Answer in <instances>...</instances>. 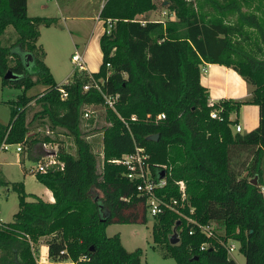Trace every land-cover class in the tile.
<instances>
[{
	"label": "trees",
	"instance_id": "obj_1",
	"mask_svg": "<svg viewBox=\"0 0 264 264\" xmlns=\"http://www.w3.org/2000/svg\"><path fill=\"white\" fill-rule=\"evenodd\" d=\"M162 1L173 19L148 20L154 0H104L98 14L103 32L97 72L73 70L58 86L36 45L38 26H49L55 18L28 16L26 0H0V36L7 26L16 34L10 45L0 43L1 83L23 91L34 84L45 86L40 94L30 98L22 93L11 104L7 124H0V145L21 144L26 158L36 161L40 148L34 153L35 145L51 138L28 136L34 120L62 129L73 144V153L58 146L61 170L34 173L51 192L52 202L35 195L26 200L21 183L11 184L18 211L13 221L0 223V264H36L30 244L43 237L47 261L38 264H147L140 259V248L127 251L117 233H105L110 223H145L144 196L125 177L124 168L110 162L134 146L144 150L150 166L159 167L152 169L154 178L165 179L156 195L178 198L177 182H182L186 201L181 211L199 223L218 222L222 230L210 238L197 230L188 234L189 225L165 210L152 216L150 232L164 256L176 264H236L220 244L232 241L245 264H264V0ZM107 19L112 22L108 33ZM203 63L234 70L244 80L248 98L207 105L208 92L199 81ZM6 70L18 77L5 80ZM89 75L105 78L102 89L118 94L115 111L106 108V124L99 129L100 170L81 130L82 107L102 103L94 88L82 90ZM31 100L37 109L26 121L25 106ZM242 104L257 106V126L239 133L232 130L236 121L228 115ZM212 109H219L220 119L210 118ZM160 113L164 118L156 120ZM131 115L135 120H129ZM154 134L156 139H150ZM252 177L257 185L249 183ZM173 230L178 239L171 244Z\"/></svg>",
	"mask_w": 264,
	"mask_h": 264
},
{
	"label": "rangeland",
	"instance_id": "obj_2",
	"mask_svg": "<svg viewBox=\"0 0 264 264\" xmlns=\"http://www.w3.org/2000/svg\"><path fill=\"white\" fill-rule=\"evenodd\" d=\"M38 1L47 6V9L43 11L44 13H48L39 16L46 15V17H56L59 21L56 27L54 26L55 24H51L50 26L39 25V36L36 41V45L44 52L43 62L48 68L56 85L60 86L70 79L73 72L70 56L75 50L82 55L85 72L87 74L97 72L101 62V53L97 47V40L103 32V21L98 19L96 8L94 9L98 4L97 0H80L82 3L86 2L84 7L89 10L88 14H86L92 15L94 18L79 21L80 28L75 32L77 38L74 40L77 43L76 46L68 35V30L63 26L62 19L60 21L59 18H57V14H55V4L59 2V0ZM154 2L156 8L146 13L147 18L151 20H166L168 16L162 14L163 11H165L166 14L168 13V10L165 8V2L162 0H154ZM92 8L93 10L90 12ZM35 11L32 12L27 10V15H38L33 14L39 13ZM84 14L83 12L79 13V15ZM137 18L140 20L141 17L138 16ZM15 38L16 34L13 28L7 26L3 35L0 36V43L1 45L8 46L13 43ZM44 88L45 86L42 84H34L23 91L21 86L11 83L2 84L0 77V124H7L11 104L16 101L22 93L26 97L32 98L40 94ZM36 109L37 106L34 105V100H31L25 106L26 121L30 120L31 115ZM105 111L106 109L104 107L97 106L96 115L92 117L91 123L82 120L81 124V130L85 132V139L90 144L91 150L95 154L97 170H100L101 164L99 151L102 136L99 129L102 125L106 124ZM28 129V136L37 138H41L45 135L46 131H49L48 135L50 138L58 142L59 146H63L67 151L73 153L72 140L62 129H49L45 124L38 123L37 120H34L32 125H29ZM232 130H234V128H232ZM239 133H244V131L241 130ZM52 147L55 148V145ZM14 148V144H10L5 150L0 148V223L13 221L14 214L18 211V194L11 188L12 183H21L23 191L28 195L26 200H32L31 195H35L41 199L46 198L45 187L35 179L34 173L27 171L29 168L34 167L36 162L25 158L27 152L23 146L20 153H17ZM39 148L40 144L37 142L34 153H37ZM263 189L264 186H262L261 191ZM152 222L153 217L146 211L145 223H110L106 225L105 233L109 236L117 233L122 246L127 251L140 248L142 251L140 259L142 262H146L147 264H176L172 257L164 256L161 248L152 242L150 235ZM216 225L219 226V223L215 222V226ZM217 226L216 232L222 234V230ZM44 247V242L41 238L36 244H30V251L36 263L46 260ZM229 257L233 259L236 264H245L244 258L239 252L236 243Z\"/></svg>",
	"mask_w": 264,
	"mask_h": 264
},
{
	"label": "built area",
	"instance_id": "obj_3",
	"mask_svg": "<svg viewBox=\"0 0 264 264\" xmlns=\"http://www.w3.org/2000/svg\"><path fill=\"white\" fill-rule=\"evenodd\" d=\"M163 15H167L168 19L173 18V13L168 12L166 14L165 11L162 12ZM162 21V20H160ZM141 24H143V21H139ZM112 22L107 19L106 20V27L105 32L108 33L111 28ZM70 61L73 65V70H85L82 55L75 50L71 56ZM108 65V64H107ZM200 71L204 72V68L201 67ZM105 78H98L94 79L89 75V81L84 83L82 85V90H88L89 88H94L99 92L102 98V103L100 104H85L82 107L80 118L81 120H88L89 118H92L96 115V107L102 106L105 109H111L112 111H115L114 105L117 101L118 94H109L106 93L102 89V83L104 82ZM59 91L62 92V89L59 88ZM65 93L62 92L61 98L65 97ZM207 105L212 106L213 104L211 102H207ZM219 109H212L209 112L210 118L214 119H220V116L218 115ZM120 120L123 122L124 126L128 128V123L126 120L119 117ZM164 114L160 113L156 115V120L163 119ZM129 120H135V116L131 115L129 117ZM235 132H241V127L238 124H235L234 126ZM49 131L45 132V135H48ZM49 136V135H48ZM10 144L2 142L0 145V148L6 149ZM15 145V151L20 152L22 145L21 144H14ZM50 145V146H49ZM55 145V148L52 146ZM48 146V147H47ZM59 143L54 141L51 138V141H43L40 143V156L35 161V166L31 169V172L33 173H44L49 168H56V169H62L63 164L60 160H58L57 151H58ZM100 158L102 157V146L100 144ZM148 155L144 152V150L140 147L134 146V149L131 152H127L122 154L119 158L112 159L110 162L119 164L124 168V174L125 177L135 182V190L138 192L139 195L144 196L145 198V206L147 212L151 216H155L157 214H160L164 212L165 210L174 212L177 216L182 218L186 224L189 225L188 228V234H192L195 230L202 233L206 238L210 237H216L218 234L216 232V226L215 221H208L206 223H199L196 220L192 219L185 213H183L180 209V207H183L184 202L186 201V195L184 190V185L182 182H177L178 188V198H163L158 195H156L155 191L165 185V179L163 177L154 178L152 175V169L153 168H159L158 166H150L148 161ZM189 212H192V209L189 208ZM219 227V226H217ZM220 244L225 248L226 254L229 257L231 251L235 248V243L232 241L223 242L220 241ZM207 243L204 242L200 245V249H203L206 247ZM63 251H60V254H62ZM47 259V257L45 258ZM46 261V260H44ZM41 263L37 262L36 264ZM67 263L74 264L72 261H67Z\"/></svg>",
	"mask_w": 264,
	"mask_h": 264
},
{
	"label": "crops",
	"instance_id": "obj_4",
	"mask_svg": "<svg viewBox=\"0 0 264 264\" xmlns=\"http://www.w3.org/2000/svg\"><path fill=\"white\" fill-rule=\"evenodd\" d=\"M97 2L98 4L96 5V7H94V9L96 8V13L98 16L99 11L104 3V0H97ZM84 4H86V2L82 3L80 2V0H59V2L55 4V14H57V18H59L60 21L62 19V24L65 27V29L68 30V35L70 36L75 46L77 45V43L74 41L76 40L75 38H77L75 32L80 28L79 21L94 18L92 17V15H87L89 10H87L86 7H84ZM44 9H47V6L41 4L40 1L26 0V14H27V10H30L32 12L36 10L39 12V13H33V14H38L34 16L48 14V13H44L43 11ZM92 10L93 8L90 9V12H92ZM80 12H83L85 14L79 15ZM41 17H46V15ZM148 20L151 19L149 18ZM53 24H55L54 25L55 27L59 24V21L56 19V17H55V22ZM201 67L204 68L205 71L204 72L200 71L199 81L200 84L207 89L208 102L215 104L220 100L243 101L248 98V89L244 80L231 68L223 65L211 64V63H203ZM228 119L235 120L236 124H238L241 127V130H243L244 132H248L257 126V106L252 104L240 105L237 112H232L228 115ZM32 168L33 167L29 168V170L27 171L31 172ZM45 191H46V198L42 200L46 202H52L53 198L51 192L48 189H46ZM262 191L264 196V189ZM41 239L43 240V242H45L46 238L43 237ZM44 250L46 256V246L44 247Z\"/></svg>",
	"mask_w": 264,
	"mask_h": 264
},
{
	"label": "water",
	"instance_id": "obj_5",
	"mask_svg": "<svg viewBox=\"0 0 264 264\" xmlns=\"http://www.w3.org/2000/svg\"><path fill=\"white\" fill-rule=\"evenodd\" d=\"M164 2H165V1H164ZM165 3H166V2H165ZM17 77H18V75L15 74V73H12L10 70H6L5 73L3 74V78H4L5 80H13V79H16ZM156 137H157V134H154V135L150 136V139L155 140ZM161 176H162V174H161ZM249 183L252 184V185H257L256 177H252V178L249 180ZM177 223H178V222H177ZM177 223H176V224H177ZM177 239H178V238H177V235H176L175 231L173 230V232H172L171 235H170L169 242H170L171 244H174V243L177 242Z\"/></svg>",
	"mask_w": 264,
	"mask_h": 264
}]
</instances>
